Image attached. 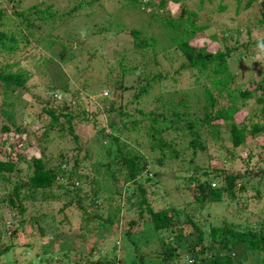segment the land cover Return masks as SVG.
<instances>
[{"label":"trees","instance_id":"obj_1","mask_svg":"<svg viewBox=\"0 0 264 264\" xmlns=\"http://www.w3.org/2000/svg\"><path fill=\"white\" fill-rule=\"evenodd\" d=\"M68 1L71 2L72 6L64 13L53 12L52 5L42 9L40 4H35L26 13H14L15 19L9 16L6 11L0 9V27L6 25L4 22L13 21L16 24L14 31L18 29L20 37L15 36L17 32L7 33L0 30V54L6 58V55H11L20 49V42L30 43L29 36H33V32L39 26L38 23H52L57 17L72 19L80 13L89 15L95 9L101 8L105 1L106 3L108 2V0ZM175 1L180 2V0ZM251 1L253 0H250L247 5ZM140 3V0H129L128 3H123L119 7L123 8L129 5L137 9ZM159 6V8L165 7V0H160ZM259 8L261 18L256 20V24L264 26V0L260 2ZM223 9L220 6L219 11ZM236 9L237 15H239L241 12L239 4ZM157 12V10L153 11L150 15L158 24L162 36L168 40V46L171 45L173 49L169 50L168 47H165L162 52H167V54L163 55L162 60L158 58L155 51V57L149 60L148 63L143 64L142 68L138 66L126 67L124 64H119L116 68V70L118 69L117 77L121 78L120 84H123L126 78L128 80L134 79V74L144 77L145 82L137 87H126L123 85L118 86L117 81L113 83L98 77L95 79L97 84H94L93 80L87 83L88 89L93 88L94 85L97 86V89L107 87L111 95L117 89H120L123 93L132 91L129 101L125 104L126 107L130 108L129 111H126L123 107L115 108L114 104L108 110H105V112H108V123L106 127L97 130L96 135L98 134V137L94 139L95 146L93 149L89 145H82L79 135L76 133V127L80 123L87 119L91 121L95 118L94 114L89 117L86 110L72 114V112L65 111L57 112L56 108L51 105L44 109L45 113L50 117L49 123L40 128L42 135H44L45 143L60 141L67 135L74 140L73 148L69 149L68 153L62 152L59 155L61 162L55 166H50L41 155V151L37 149L36 152H27V155L20 151L18 149L20 144L18 141L15 143L10 142L11 127L7 124L2 126L1 130L4 138L0 136V194L2 193L3 196L0 197V204L7 203L10 205V211L14 212L13 217L15 219V217L23 216L26 212L24 202L31 201L36 204L35 199L38 194L42 193V196L47 198L59 197L60 195L52 192L47 194V190L57 187L64 195L63 197L69 199L66 202L68 205L77 201L84 220L95 219L96 229L110 231L109 228L115 225V229H121L119 233L124 232L129 241L133 239L135 233L144 236L150 242L152 241L153 246L148 245L150 248L148 254L143 253L144 250L138 246L136 241H131L139 259V261L133 259V264H264V219L260 220L255 228H246L242 225L229 223L225 219L221 222V225L211 222L208 229H204L199 225L198 220L195 221L192 214L185 212L184 209L173 206L158 210L146 200L147 188L145 183L151 180L158 183L159 179H162L163 175L161 173L163 171L159 169L161 165L168 166L172 172L176 173L173 184L176 190L180 188L182 190L181 181L178 183V180H180L178 168L188 166L193 167L196 173L198 172L200 168L199 166H194L196 165L194 157L198 153L203 154L206 151V140L205 142L203 140L202 125L218 122L224 127L231 128L229 137L226 138L231 142V145L227 140L221 142L220 147L211 160L214 161L213 164L218 168L215 169V172L219 171L222 174L227 171L226 165L236 160L245 162L246 164L244 165L247 168L255 154L250 150L247 153V157L243 159L237 150L244 145L247 146L250 138L264 131V125L260 122V112L264 113V79L259 82L255 80L248 81L246 85L250 87L245 90L242 84L235 86V76L231 68L230 59L232 60L234 52L237 50L236 48L221 50L220 43L222 41L219 39V34L211 35V43L205 44L206 40H204L202 33L203 28L196 24L191 15L186 16L187 12L185 10H182V14L178 18L165 14L162 20L159 19V14H155ZM21 28L24 29V33ZM130 35L133 38V48L139 51H143L146 48L154 50L157 44L159 45V40L153 36L141 39L139 30L131 29ZM52 38L49 36V38L44 40L39 38H36V40L38 41L37 43L44 42L51 48L53 46L52 42H54ZM260 43L264 44L263 41ZM95 53L87 51L85 56L89 57L90 61H94L97 58ZM59 59L64 61L63 57ZM164 64H168V68L177 65L173 71L174 77L171 78L173 82L178 81L175 76L181 77L186 72L191 73V76L195 77L197 86L194 91L198 93V100L194 105H191L195 109L193 112L195 116L193 115L190 118L187 115L188 112L185 111L191 107L189 100L193 94L192 92L188 90L182 91L184 97H180L176 101L163 98V87H166L164 83L169 79L167 77L169 72L164 73ZM48 65L55 73L59 71L62 74L63 81L70 80L69 76L67 77L62 72L64 70L59 61L53 63L48 61ZM63 65L67 66L68 64L63 63ZM3 69L4 67H0V97L9 95H15L14 97H16L18 93L30 91L28 86L29 78L26 75L5 74ZM138 69L142 70L138 71ZM204 72H209L213 76L211 90L200 81L199 75ZM109 73L108 77L115 75L113 69H110ZM59 81H61L60 77ZM254 84L255 88L252 89L251 85ZM68 86L66 84L61 85L60 82L55 83L50 86L49 91L58 95L65 93L68 90ZM258 89L263 90L262 96H257ZM96 92L88 90L89 94ZM215 93L220 98H228L230 104L221 106L214 112L215 103L217 102V98L214 96ZM251 98H255L256 103L262 104L263 107L259 108V113H252L247 117V121L252 122V127L248 128L246 123L235 122L234 116L239 111V108L244 105V102ZM100 100L102 102H112L110 97H100ZM150 103H155V108L148 109V104ZM0 113L3 116L11 115L5 109L4 101H1ZM198 114L200 116H196ZM77 118L79 122L76 121ZM117 118L119 119L117 120ZM254 119L256 120L253 121ZM128 120H131L130 126L128 125ZM146 121H148L147 124H145ZM93 123L97 124L95 120H93ZM142 130H144L143 133H145L147 144L149 139L151 150H159L161 153L155 161L139 152V148L145 146L143 135H141ZM173 131L181 133L183 139H186L187 136H192L188 141V147L191 146L192 148L189 158L176 149V145L180 146L179 143L173 145L172 141L167 140V135L173 133ZM126 133L130 136L135 135L134 146L121 138ZM216 134L218 135L219 132ZM6 145L11 150L4 154L3 147ZM262 151L264 154V146ZM93 153H96L97 156L94 161L91 158ZM211 156H209V159ZM27 159L32 162H28L26 169H24L22 163ZM261 160L263 161L264 159ZM152 162H156L157 165L154 166ZM219 163L222 164L220 167H218ZM253 163L255 165V162ZM209 167L205 168L206 170L202 174H191L184 179L185 182H188L185 189L187 188L190 193L188 196L192 198V201L186 202V204H196L197 208L195 211H198L199 215L204 213L208 204L225 201V194L235 200L238 193L247 190L248 184L252 179H256L255 186H257L258 195L261 193V186L264 184V167H258V171L253 169L249 172L246 170L245 172L238 171L236 174H224L225 186L218 184V181L220 182V174L212 175L213 171ZM83 169L94 171L92 180H86L87 176L82 172ZM150 173H152V177L148 178ZM26 175L27 179L24 178ZM87 182L93 188L92 193H87V198H89L90 205L96 208L93 211L97 212V216L88 210L85 203L86 197L83 194L86 192L84 184ZM119 183L122 186L115 188ZM191 183L194 184L190 185ZM130 187L134 188L130 191ZM127 192H130V194L126 195ZM118 193L122 195L116 196ZM170 195L169 193L168 196ZM122 196L124 197L123 199ZM103 197H106V208L108 209L106 214L98 210L105 204L102 200ZM133 198L136 199L134 200ZM124 201H126L127 205L130 203L127 209L135 208L138 211L136 216L131 218L126 216L130 211L125 208ZM146 215H148V218H146ZM30 220L34 219L30 218ZM145 224L148 225V230L142 231ZM14 233L15 231L9 237L10 244L2 245L3 247L0 246L1 256L8 258L12 253V249L15 248L13 244ZM78 237L79 239L83 238V236ZM96 241L92 240V246L88 248L87 257H84L88 262L90 261L89 264L124 263L119 255L121 247L118 245H120V241L116 240L110 249L105 247L101 257L93 260L92 256L98 246V240L96 239ZM53 246L52 252H63L62 254L68 262L70 259L72 260L71 252L74 251L73 247L71 249L66 248L67 246L62 242L59 244L58 249H53ZM27 247L29 252L32 245L27 244ZM109 255L112 256L111 259H107ZM51 258H48V262H50ZM40 259V257L32 258L35 262ZM73 262L69 263L80 264L81 261L74 260Z\"/></svg>","mask_w":264,"mask_h":264},{"label":"rangeland","instance_id":"obj_2","mask_svg":"<svg viewBox=\"0 0 264 264\" xmlns=\"http://www.w3.org/2000/svg\"><path fill=\"white\" fill-rule=\"evenodd\" d=\"M249 1L180 0V2H176L175 0H165L166 6L159 8L160 0H140L139 8L134 9L129 5L123 8L119 7L123 3H128L129 0H108L107 3L106 1L104 2L101 8L95 9L89 15L80 13L72 19L57 17L52 23H38L39 26L33 32V36H29L30 43L20 42V49L11 55H6V58L0 54V67H4L3 73L26 75L29 78L28 86L30 87V91L18 93L17 96L19 98L17 96L14 97L15 95L0 97V104L1 101H4L5 109L11 114L3 116L0 113V136L3 137L2 126L7 124L12 129V133L9 135L11 138L10 142L15 143L18 141L20 143L18 146L20 151L26 154L27 152H36L37 149L41 151V155L50 166L58 165L61 162L59 155L62 152L68 153L69 149L74 146V140L67 135V137L60 141L45 143L44 135H42L40 128L43 125L46 126L50 121V117L45 113L44 109L51 105L56 108L57 112L65 111L77 114L81 113L82 110H86L89 117L94 114L95 118L93 120L97 124H94L93 120L87 119L76 127V133L79 135L81 144L85 146L89 145L93 149L95 146L94 139L98 137V134L96 135L97 130L106 127L108 123V112H105V110H108L114 104L115 108L123 107L126 111H129L130 108L126 107L125 104L129 101L132 91L123 93L120 89H117L111 95L107 87L97 89V86L94 85L93 88L88 89L87 83L93 80V83L97 84L95 79L98 77L113 83L117 81L118 86L123 85L126 87H137L145 82L144 77L134 74V79H129V81L126 78L123 84H120L121 78L117 77L118 69L116 70V68L119 64H124L126 67L138 66L142 68L143 64L148 63L149 60L155 57V51L158 58L162 60L163 55L167 54V52H162V50L165 47H168L169 50L173 49L171 45L168 46V40L162 36L158 24L150 15L151 12L156 10L159 13L155 14L160 15V20H162L165 14L178 18L182 14V10H185L187 12L185 15H191L196 24L203 28L202 33L204 40H206L205 44L211 43V35L219 34V39L222 41L220 43L221 50L236 48L237 50H235L232 60L230 59L231 68L235 76V86L242 84L245 90L250 87L246 85L248 81H262L264 79V44L260 42H264V26L256 24V20L261 18L259 5L262 0H253L247 5ZM35 4H40L42 9H45L48 5H52V11H57L58 13H64L72 6L68 0H0V9L6 11L9 16L15 19L14 13H26ZM238 4L241 7L239 15H237L236 9ZM220 6L224 8L221 11H219ZM4 23L6 25L0 27L1 31L7 33L17 32L15 36L19 37V30L14 31L16 24L13 21ZM131 29L139 30L141 32V39L148 36L155 37L159 40V45L157 44L154 50L146 48L143 51H139L134 49L132 44L133 38L130 35ZM21 30L23 33L25 32L23 28ZM49 36L54 39L51 48L44 42L37 43L36 38L44 40L49 38ZM87 51L96 52L97 58L94 61H90L89 57L85 56ZM60 57H63L65 62L59 59ZM48 61H51V63L59 61L64 70L62 72L67 77L69 76L70 80L63 81L62 74L59 71L56 70L57 73H55V71L48 67ZM63 63H67L68 65L65 66ZM176 66H171V68H168V64H164L163 66L165 68L164 73L169 72L167 73V77L170 79L164 83L166 87H163V98L176 101L180 97H184L182 91L188 90L193 93L189 100L190 106L194 105L198 100V93L194 91L197 86L195 84V77L191 76V73L186 72L181 77L175 76L178 81L173 82L171 78L174 77L173 71L176 69ZM110 69H113L115 72V75L112 77H108ZM59 77L61 81H59ZM199 77L200 81L211 90L213 76L209 72H204ZM59 82L61 85H69L68 90L58 95L51 93L49 91L50 86ZM256 82L255 84H257ZM255 84L251 85L252 89L255 88ZM88 90L97 92L89 94ZM257 91V96L263 95V90L258 89ZM214 96L217 98L214 112L217 108L230 104L228 98H220L217 93ZM100 97H110L112 102H102ZM155 105V103L148 104V109L155 108ZM261 107L263 105L257 104L255 98L245 101L244 105L239 108V111L234 116L235 122L246 123L248 128L252 127V122L247 121V117L252 113H259V108ZM146 111L148 110L146 109ZM185 111L188 112L187 115L191 118L194 115L195 109L191 106ZM260 115V122L264 125V113L260 112ZM76 121L79 122V119L77 118ZM127 122L130 126L131 120ZM147 123L148 121L145 122V124ZM210 125L201 126L204 142L206 140V151L203 154L198 153L194 157L196 164L194 166H199L200 168L198 172L196 173L193 167L183 166L178 168L180 172L178 174L180 179L178 183L181 181L180 185L182 187V190L180 188L178 190L181 191H178L173 185L176 173L172 172L168 166L164 165L166 166L164 167L161 165L159 169L163 171L161 173L163 175L162 179H159L158 183L153 180L150 182L146 181L145 183L147 188L146 200L158 210L173 206L184 209L185 212L192 214L194 220H198L199 225L204 229H208L211 222L221 225V222L225 219L229 223L242 225L246 228H255L259 221L264 219V184L261 186V193L258 195L257 186H255L256 179H252L248 184L247 190L238 193L235 200L225 194V201L208 204L201 215L198 214V211H195L197 208L196 204H186V202L192 201V198L188 196L190 195L189 191L187 188L185 189L188 183L184 180L187 178L186 176L202 174L205 172V168L210 166L209 168L213 171L212 175L220 174V182L218 181V184L220 183V185L223 184L222 186H225L224 174H236L238 171L245 172L246 170L249 172L253 169L258 171V167H264V160H261L264 159L262 151V147L264 146L263 131L250 138L247 146L244 145L242 148L239 147L241 149L237 150L243 159L247 157V153L250 150L255 154L252 161L248 162L247 168H245V162L236 160L226 165L227 171L224 174L219 171L215 172V169L218 168L215 167L214 161L211 160L214 153L220 147L221 142L227 140L226 138L229 137L231 128L224 127L218 124V122L210 123ZM143 132L144 130H142L141 135H143L145 146L139 148V152L155 161L161 153L159 150H151L149 139L147 144L145 133ZM217 132H219L218 135L216 134ZM167 137L168 139H166L172 141L173 145L180 144V146L176 145V149L179 152H183L185 157L189 158L191 156L190 152L192 148L191 146L188 147V141L192 136H187L186 139H183L181 133L173 131ZM121 138L134 146L133 140L135 135L130 136L126 133ZM229 143L231 145V142ZM10 150L11 148L8 145L3 147L4 154ZM210 155L212 156L209 159ZM91 158L94 161L97 158L96 153H93ZM28 162L32 161L29 159L23 161L22 167L24 169H26ZM253 162H255V165ZM152 163H154V166L157 165L156 162ZM175 164L177 165V163ZM221 165L219 163L218 167ZM82 172L87 176V181L92 180L94 171L83 169ZM151 174H148V178L152 177ZM24 178L27 179V175ZM193 184L191 183L190 185ZM118 186L121 187L122 184H117L115 188ZM84 188H86V192L83 194L86 197V206L90 212L95 213V216H97V212L93 211L96 208L90 205L89 198H87V193H92L93 188L88 182L84 184ZM133 188L130 187V191ZM48 192L60 196L47 198L46 196H42V193L38 194L35 199L36 204H33L31 201L24 202L26 212L23 216L15 217V219L13 217L14 212L10 211V205L7 203L0 204V246L10 244L9 237L15 231L13 235L15 248L12 249V253L8 257L9 259L0 255V264H70L69 262H73L74 260H80V264H89L90 261L88 262L84 257H87L88 248L92 246V240L96 241V239L98 240V246L92 256L93 260L102 256L105 247L110 249L115 240L120 241V245H118L121 247L119 255L123 259V264H133V259L139 261L138 255H136L134 250V245L131 244L132 240V242L136 241L138 246L144 250V254L150 252L149 246H153L152 241L150 242L144 236L135 233L133 239L129 241L124 232V234L119 233L121 229H115V225L109 228L110 231L96 229L95 219L86 221L81 216L80 205L77 201L68 205L66 202L69 199L63 197L64 195H62L57 187L47 190V194ZM122 193L124 194L123 191ZM169 193L171 194L170 196H168ZM129 194L130 192L126 193V195ZM121 195V193L116 194V196ZM1 196H3L2 193L0 194ZM102 200L105 204L98 210L106 214L108 211L106 208V197H103ZM123 203H125L126 209L130 206V203L127 205L126 201ZM127 210L130 211L126 215L128 218L136 216V213H138L135 208ZM124 211L126 210L124 209ZM30 218L34 220H30ZM146 218H148V215H146ZM145 230H148L147 224L142 228V231ZM78 236H83V238L79 239ZM61 242L67 246L66 248H74V251L71 252L72 260L70 259L69 262L63 256V252H52V246L54 245L53 249H58ZM27 244L32 245L29 252ZM124 246H126L125 249ZM37 257L41 258L38 262L32 260V258ZM48 258H51L50 262H48ZM111 258L112 256L109 255L107 259Z\"/></svg>","mask_w":264,"mask_h":264},{"label":"bare ground","instance_id":"obj_3","mask_svg":"<svg viewBox=\"0 0 264 264\" xmlns=\"http://www.w3.org/2000/svg\"><path fill=\"white\" fill-rule=\"evenodd\" d=\"M161 144V143H160ZM153 147V146H152ZM158 147V146H157Z\"/></svg>","mask_w":264,"mask_h":264}]
</instances>
